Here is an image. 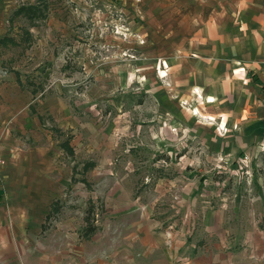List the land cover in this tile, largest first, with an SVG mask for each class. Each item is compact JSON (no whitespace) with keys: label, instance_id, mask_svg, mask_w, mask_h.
<instances>
[{"label":"rangeland","instance_id":"obj_1","mask_svg":"<svg viewBox=\"0 0 264 264\" xmlns=\"http://www.w3.org/2000/svg\"><path fill=\"white\" fill-rule=\"evenodd\" d=\"M18 6L41 16L10 20ZM199 8L197 0H0V36L10 38L0 48L1 134L51 167L65 208L57 221L80 240L147 225L171 264H264V138L239 143L224 117L221 128L218 107L199 105L203 92L183 98L177 62L194 54L178 20ZM38 114L53 120L43 127ZM67 135L74 160L59 146ZM92 159L87 182L69 184L72 165Z\"/></svg>","mask_w":264,"mask_h":264},{"label":"crops","instance_id":"obj_2","mask_svg":"<svg viewBox=\"0 0 264 264\" xmlns=\"http://www.w3.org/2000/svg\"><path fill=\"white\" fill-rule=\"evenodd\" d=\"M197 1L198 12L178 20L184 42L188 41L186 49L194 54L177 62L183 98L195 101L203 92L202 104L197 99L196 104L204 106V100H209L206 105L218 107L221 128L222 117L229 126L228 136L239 143H255L264 138V0ZM23 87L35 94L32 87ZM28 109L35 113L34 105ZM37 118L43 127L45 119L53 120L46 114ZM49 127L57 136L65 134L56 125ZM70 137L59 146L74 160ZM0 154V264H171L160 236L147 225H131L125 236L122 232L109 240H80L66 220L57 221L64 202L51 167L41 164L40 156L27 150L25 141L1 130ZM94 166L93 159L80 166L74 163L69 184H85V175ZM55 204L60 210L47 222Z\"/></svg>","mask_w":264,"mask_h":264},{"label":"trees","instance_id":"obj_3","mask_svg":"<svg viewBox=\"0 0 264 264\" xmlns=\"http://www.w3.org/2000/svg\"><path fill=\"white\" fill-rule=\"evenodd\" d=\"M33 7L31 6H27V7H24V6H18L15 10L12 11V14L10 15L9 19L12 20V18L15 16V15H23L28 21L30 22H33V20L40 14H37V13H34L36 12L35 9H32ZM41 16V15H40ZM10 40V38H8L6 35H3L2 37H0V48L1 46H4L5 43H7L8 41ZM36 92V90L33 88V93ZM60 210L59 206L57 204H55L52 208V210L50 212H48V215L46 216L47 218V222L49 219L50 216L51 217H54L56 213H58ZM93 212V208H92V205H89L88 208L86 209L85 211V215H84V219H85V223H86V230H85V233H87L88 235H91V234H94L95 230H96V227L94 225V223H90L92 221H90V214ZM46 224H44L42 226V230L45 229V226Z\"/></svg>","mask_w":264,"mask_h":264},{"label":"built area","instance_id":"obj_4","mask_svg":"<svg viewBox=\"0 0 264 264\" xmlns=\"http://www.w3.org/2000/svg\"><path fill=\"white\" fill-rule=\"evenodd\" d=\"M2 163H3V159H2V156L0 154V166H1Z\"/></svg>","mask_w":264,"mask_h":264},{"label":"bare ground","instance_id":"obj_5","mask_svg":"<svg viewBox=\"0 0 264 264\" xmlns=\"http://www.w3.org/2000/svg\"><path fill=\"white\" fill-rule=\"evenodd\" d=\"M207 119V118H206Z\"/></svg>","mask_w":264,"mask_h":264}]
</instances>
